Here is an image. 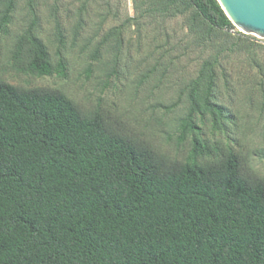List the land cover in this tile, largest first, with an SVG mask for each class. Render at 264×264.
I'll list each match as a JSON object with an SVG mask.
<instances>
[{
	"label": "trees",
	"instance_id": "trees-1",
	"mask_svg": "<svg viewBox=\"0 0 264 264\" xmlns=\"http://www.w3.org/2000/svg\"><path fill=\"white\" fill-rule=\"evenodd\" d=\"M14 5L3 4L6 23ZM134 7L183 18L187 48L201 58L184 89L179 143L199 130L194 123L264 122V44L234 31L217 0ZM233 57L258 82L237 111L220 102ZM11 60L17 73L67 77L32 30ZM102 102L0 75V264H264V175L231 144L197 133L185 157L173 156Z\"/></svg>",
	"mask_w": 264,
	"mask_h": 264
},
{
	"label": "rangeland",
	"instance_id": "rangeland-1",
	"mask_svg": "<svg viewBox=\"0 0 264 264\" xmlns=\"http://www.w3.org/2000/svg\"><path fill=\"white\" fill-rule=\"evenodd\" d=\"M5 1L0 0V27H4L0 29V75L5 80L58 88L85 105L102 99L103 106L127 115L173 156L185 157L190 152L194 133L210 142L229 143L264 175L263 121L194 123L199 130L179 143V121L187 116L184 89L196 78L201 64L197 50L187 48L183 18L165 20L138 13L135 0H34L32 5L29 0H15L6 23ZM28 30L47 46L54 65L66 64V78L36 77L11 68V52ZM234 31L264 44L258 36L237 27ZM170 47L176 50L173 54L167 53ZM241 60L233 57L225 62L232 79L230 85L221 83V93L226 95L220 96V102L233 111L243 106V95L248 96L258 83L254 76H247V64ZM231 62H236V70L230 71Z\"/></svg>",
	"mask_w": 264,
	"mask_h": 264
},
{
	"label": "water",
	"instance_id": "water-1",
	"mask_svg": "<svg viewBox=\"0 0 264 264\" xmlns=\"http://www.w3.org/2000/svg\"><path fill=\"white\" fill-rule=\"evenodd\" d=\"M235 27L264 39V0H217Z\"/></svg>",
	"mask_w": 264,
	"mask_h": 264
}]
</instances>
